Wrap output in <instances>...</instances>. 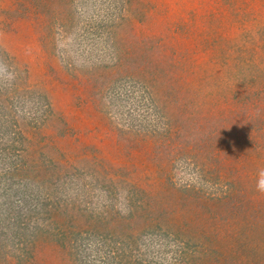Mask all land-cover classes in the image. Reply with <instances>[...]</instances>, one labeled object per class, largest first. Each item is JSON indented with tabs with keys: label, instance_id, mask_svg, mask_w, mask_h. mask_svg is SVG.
<instances>
[{
	"label": "rangeland",
	"instance_id": "1",
	"mask_svg": "<svg viewBox=\"0 0 264 264\" xmlns=\"http://www.w3.org/2000/svg\"><path fill=\"white\" fill-rule=\"evenodd\" d=\"M0 65V264H264V0H0Z\"/></svg>",
	"mask_w": 264,
	"mask_h": 264
},
{
	"label": "clouds",
	"instance_id": "2",
	"mask_svg": "<svg viewBox=\"0 0 264 264\" xmlns=\"http://www.w3.org/2000/svg\"><path fill=\"white\" fill-rule=\"evenodd\" d=\"M11 79V73H6V66L0 65V81L7 80L10 82ZM255 190L259 193L264 194V168H261L257 171Z\"/></svg>",
	"mask_w": 264,
	"mask_h": 264
},
{
	"label": "trees",
	"instance_id": "3",
	"mask_svg": "<svg viewBox=\"0 0 264 264\" xmlns=\"http://www.w3.org/2000/svg\"><path fill=\"white\" fill-rule=\"evenodd\" d=\"M223 202H225V201H223Z\"/></svg>",
	"mask_w": 264,
	"mask_h": 264
}]
</instances>
